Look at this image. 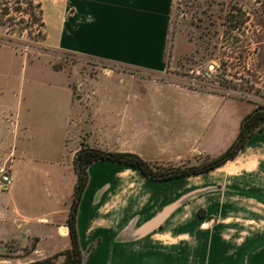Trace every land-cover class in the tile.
<instances>
[{"label": "crops", "instance_id": "obj_1", "mask_svg": "<svg viewBox=\"0 0 264 264\" xmlns=\"http://www.w3.org/2000/svg\"><path fill=\"white\" fill-rule=\"evenodd\" d=\"M171 3L59 0L57 26L48 28L44 42L162 72ZM131 100L122 102L121 144L110 131L106 149L96 148L147 162L198 163L222 154L244 117L230 121L218 95L140 96L136 107ZM105 109L114 119L113 105ZM79 111L65 72L0 44V167L11 178L0 183V264H32L71 249L67 220L81 148L71 145V135ZM198 178L202 185L173 198L179 180ZM184 203L193 204V219L167 223ZM75 226L81 264H264V130L233 160L166 181H151L122 163L93 162Z\"/></svg>", "mask_w": 264, "mask_h": 264}, {"label": "rangeland", "instance_id": "obj_2", "mask_svg": "<svg viewBox=\"0 0 264 264\" xmlns=\"http://www.w3.org/2000/svg\"><path fill=\"white\" fill-rule=\"evenodd\" d=\"M30 1L41 5L45 35L48 28L57 26L54 14L59 0H0V44L66 73L80 109L72 120V146L106 149L111 132L115 144H121L126 122L121 117L122 102L129 96L136 107L140 96L218 95L226 101L230 121L245 116L254 103L264 105V0H172L162 72L140 71L46 46L36 40L39 26L32 23ZM17 5L22 12L14 11ZM229 9L234 11L235 25L243 24L226 33L224 19ZM108 104L114 107V119L105 109ZM136 115L131 114L132 125L138 122ZM205 160L149 163L157 171H167ZM198 185H202L201 178L179 180L173 198ZM193 207L184 203L166 222L186 224L193 219Z\"/></svg>", "mask_w": 264, "mask_h": 264}, {"label": "trees", "instance_id": "obj_3", "mask_svg": "<svg viewBox=\"0 0 264 264\" xmlns=\"http://www.w3.org/2000/svg\"><path fill=\"white\" fill-rule=\"evenodd\" d=\"M17 4H19V2ZM28 7H30V14L33 17L32 23H35L39 26L36 40L38 39V41H44L45 33H43V29L45 25L42 20L41 5L40 3H33V1H30L28 3ZM3 11L4 14H7L6 12L9 11V7L4 8ZM14 11L22 12L19 5L14 8ZM233 12V10L229 9L225 15L224 26L226 28V33H230L235 28L242 27L243 22L235 25L237 23L235 22L236 17L234 16ZM261 130H264V105L254 103V107L252 108V110L243 117L237 137L222 154H220L216 158L205 160L198 165H192L185 168L174 167L167 171H157V167H154L149 162L144 161L138 155L132 153L105 152L88 146L81 147L74 157V167L76 170L77 179L74 186L73 199L67 220L69 234L72 242L71 249L60 253V256H62L63 258L62 262H57V256H54L52 258L38 261L32 264L82 263V253L78 246L75 221L78 205L88 182V167L93 162L98 160H108L112 162L122 163L126 166L137 169L142 175H144L151 181H166L184 176L202 174L206 171L220 166L227 161L233 160L238 155L239 151L246 145L254 132ZM198 215L201 216V211L198 212Z\"/></svg>", "mask_w": 264, "mask_h": 264}, {"label": "built area", "instance_id": "obj_4", "mask_svg": "<svg viewBox=\"0 0 264 264\" xmlns=\"http://www.w3.org/2000/svg\"><path fill=\"white\" fill-rule=\"evenodd\" d=\"M11 182V178L8 175L5 168L0 167V183H7L9 184Z\"/></svg>", "mask_w": 264, "mask_h": 264}, {"label": "water", "instance_id": "obj_5", "mask_svg": "<svg viewBox=\"0 0 264 264\" xmlns=\"http://www.w3.org/2000/svg\"><path fill=\"white\" fill-rule=\"evenodd\" d=\"M167 211H168V209L165 210V211L160 215L159 219H161V218L165 215V213H166Z\"/></svg>", "mask_w": 264, "mask_h": 264}]
</instances>
